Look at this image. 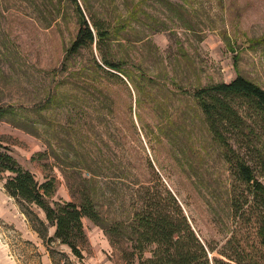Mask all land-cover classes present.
Instances as JSON below:
<instances>
[{
    "label": "rangeland",
    "instance_id": "obj_1",
    "mask_svg": "<svg viewBox=\"0 0 264 264\" xmlns=\"http://www.w3.org/2000/svg\"><path fill=\"white\" fill-rule=\"evenodd\" d=\"M86 2L116 29L109 42L113 57L135 75L166 86L147 87L150 98L142 96L152 100L156 91L175 112L174 144L156 152L146 143L135 112L138 92L128 79L127 88L98 74L111 91L88 86L93 55L102 61L95 44L68 56L78 28L71 0H0V106L13 109L9 121H0V142L40 181H54V201L80 202V191L90 183L77 139L83 143L90 136L107 168L97 201L111 220L131 211L132 185L121 179L128 174L120 142L127 129L140 163L147 168L150 159L160 183L176 194L202 235L222 241L233 223L231 199L246 186L197 118L189 93L196 85L229 82L239 74L264 88V0H79L85 11ZM144 117L151 120L152 110ZM84 227L82 261L67 246L52 247L67 253L72 264H127L102 228L88 218ZM46 248L0 181V264H48Z\"/></svg>",
    "mask_w": 264,
    "mask_h": 264
},
{
    "label": "trees",
    "instance_id": "obj_2",
    "mask_svg": "<svg viewBox=\"0 0 264 264\" xmlns=\"http://www.w3.org/2000/svg\"><path fill=\"white\" fill-rule=\"evenodd\" d=\"M71 1L77 12L78 28L68 56L95 44L102 61L93 55L94 75L87 74L91 80L88 86L100 93L111 91L110 83L98 81V74L116 78L127 88L128 79L138 92L135 112L146 143L156 152L172 146L174 134L178 133L175 112L167 108L166 101L156 91L152 100L147 99L151 93L147 87L156 90L158 86L161 89L166 86L153 77H139L128 71L122 59L113 57L115 53L109 45L115 39L116 29L106 26L87 2L85 11L79 0ZM77 75L84 76L80 72ZM189 94L197 109V118L205 124L223 151L225 161L246 186L241 196L234 195L231 199L234 215L228 235L222 241L202 235L176 194L160 183L152 161L147 158L146 168L136 158L127 129L120 142L127 155L124 165L128 174L121 179L132 185L127 195L131 211L125 218L111 220L104 216L97 201L99 180L107 168L94 148L98 143L90 136L83 143L77 139L78 153L85 159L83 167L88 174L85 180L94 185H85L80 191V202L54 201L51 198L54 181H40L0 142V181L5 192L19 205L30 228L42 238L53 264H72L67 253L54 249V244L67 246L76 258L83 260L85 218L103 229L127 264H264V88L239 74L229 82L196 85ZM110 98L115 102V97ZM147 109L152 110L151 120L144 117ZM12 111L0 106V121L8 120ZM127 112H133V104ZM39 211L44 217L39 216ZM50 228L55 229L52 235ZM56 252L61 253L59 259L55 258Z\"/></svg>",
    "mask_w": 264,
    "mask_h": 264
},
{
    "label": "crops",
    "instance_id": "obj_3",
    "mask_svg": "<svg viewBox=\"0 0 264 264\" xmlns=\"http://www.w3.org/2000/svg\"><path fill=\"white\" fill-rule=\"evenodd\" d=\"M7 194V193H6ZM8 195V194H7ZM9 196V195H8ZM10 197V196H9ZM12 198V197H11ZM13 199V198H12ZM46 257L48 258V259H46V262L48 263V264H53L52 263V261H51V258L50 257H48L47 255H46Z\"/></svg>",
    "mask_w": 264,
    "mask_h": 264
}]
</instances>
